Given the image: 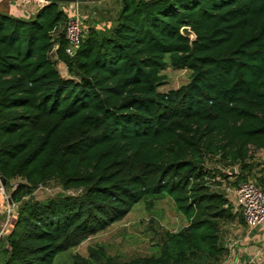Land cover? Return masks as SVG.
I'll list each match as a JSON object with an SVG mask.
<instances>
[{
	"label": "trees",
	"instance_id": "1",
	"mask_svg": "<svg viewBox=\"0 0 264 264\" xmlns=\"http://www.w3.org/2000/svg\"><path fill=\"white\" fill-rule=\"evenodd\" d=\"M67 19L58 0L30 19L0 13V173L8 190L19 180L0 264H55L166 198L187 227L164 235L159 256L121 264H220L222 229L239 217L216 179L264 186L253 157L264 153V0H123L114 25L89 29L75 56L65 31L54 36ZM57 44L71 78L51 57ZM168 66L191 79L162 93ZM57 181L78 194L27 200Z\"/></svg>",
	"mask_w": 264,
	"mask_h": 264
},
{
	"label": "rangeland",
	"instance_id": "2",
	"mask_svg": "<svg viewBox=\"0 0 264 264\" xmlns=\"http://www.w3.org/2000/svg\"><path fill=\"white\" fill-rule=\"evenodd\" d=\"M44 2L47 3L46 0ZM105 5H98V8H95L98 13L92 11L91 15H97L96 20L91 19V17L87 18L90 16L89 13H87L83 7L80 8V13L84 20L82 21V25L84 23L86 28L90 30L101 29L107 31V29L111 28L118 16V9L121 6V0L108 1ZM98 26L100 28H98ZM64 31L65 25L59 30V32L64 33ZM57 35L59 34H54L55 38H57ZM51 57L54 59V51L52 52ZM59 71L64 74L65 78H67V71L65 69H60ZM163 74L166 75L167 79L165 84L160 88L162 93L178 89L188 84L191 79V71L187 69H177L171 66H168L163 71ZM253 157L256 163L264 162L263 152H254ZM207 166L212 168L218 167V169L225 174L230 173L219 166L212 165V163L207 164ZM235 171V173L239 172L238 167ZM256 178V176H251L247 181H254L264 189V186L256 181ZM18 182L19 180L11 182L9 187L10 193L12 192V188L15 187ZM233 183H235L234 179L224 181L219 175L214 184L217 189L227 195L232 204L233 210L238 211L235 204V190L238 188L239 184L243 182L237 184ZM76 194H78L76 190L67 189L62 181H57L39 187L33 195L27 197V200L46 202L60 196H73ZM0 199L1 202L3 201L0 203V210H2L1 207L3 206V212L1 211L0 213V216H3L0 221L1 232L7 223L9 213L7 199L5 197H0ZM237 214L239 215L240 213L237 212ZM14 221L15 220H13V222ZM187 225L188 222L177 211L175 204L171 199L166 198L161 200L144 201L136 206L123 220L115 223L104 231L90 236L78 247L60 254L56 259L55 264H75L77 257H82L85 260L91 261L93 264H121L139 257L159 256L162 249L164 235L167 232H178L187 227ZM243 225L244 221L242 217H240L238 221L226 223L224 225L222 229V241L226 247L227 253L220 264L262 263L261 260L251 259V256L247 254V247L242 245L241 240H243V237L241 239L242 235L238 232V228ZM6 248V243L0 245V263L4 261L5 255L3 252ZM97 251L103 253L104 259L98 260L93 258L92 253H96Z\"/></svg>",
	"mask_w": 264,
	"mask_h": 264
},
{
	"label": "built area",
	"instance_id": "3",
	"mask_svg": "<svg viewBox=\"0 0 264 264\" xmlns=\"http://www.w3.org/2000/svg\"><path fill=\"white\" fill-rule=\"evenodd\" d=\"M72 13L69 17L67 25L65 27V38L68 43L66 48V53L69 56H75L81 47L84 39L89 33V29L82 25V15L80 13L79 2L76 1L75 4L69 6L68 10L65 11L66 14ZM89 18V16L87 17ZM96 20L97 15L92 17ZM57 45L54 48V53L56 52ZM42 187V186H41ZM0 197H5L7 199V194L0 182ZM235 204L242 214L246 226L250 231H253L259 227L264 226V189H262L254 181H246L239 184L238 188L235 190ZM8 213H9V204ZM4 229L0 232V236Z\"/></svg>",
	"mask_w": 264,
	"mask_h": 264
},
{
	"label": "crops",
	"instance_id": "4",
	"mask_svg": "<svg viewBox=\"0 0 264 264\" xmlns=\"http://www.w3.org/2000/svg\"><path fill=\"white\" fill-rule=\"evenodd\" d=\"M44 1L45 0H0V13L9 15V16L14 17V18L30 19L36 15L37 11L44 4H46ZM76 1L79 2L80 8L83 7L87 11V13H89V15H90L89 17H91V19H92V17H94L95 15H93V14L91 15V13H92V11L97 12L95 8L98 5L103 6L106 3H108V1L111 2L113 0H58L60 6L62 7V9L64 11H67L69 6L72 4H75ZM122 4H123V0H121V6L118 9V13L122 9ZM105 6H107V5H105ZM67 16H68V19L65 23V27L67 25L69 17L72 16V13L69 12L67 14ZM98 28H100V27L98 26ZM59 30L56 32L57 34L60 33ZM57 38H58V35H57ZM57 47H59L58 44H57ZM57 47H56V49H57ZM54 60L57 61L58 70L65 69L67 71V78L68 77L71 78V76L68 73V69H67L66 64L58 58V55L56 52H55ZM62 76L65 78L64 74H62ZM2 202L0 199V203H2ZM1 209L2 210H0V213H1V211L3 212V206L1 207ZM237 212H239V210ZM240 214L238 215L239 218H237L236 221H238L240 219V217L243 218L242 214H241V216H240ZM14 216H15V213H14ZM2 217L0 216V221H1ZM13 220H15V217ZM243 221H244V219H243ZM238 232L242 235L241 239L243 237V240H241L242 245L244 247L249 248V249L246 248V251H247V254L251 256V259L261 260V262H262L261 264H264V226L259 227L253 231H250L248 229V227L246 226L245 221H244V225L239 226Z\"/></svg>",
	"mask_w": 264,
	"mask_h": 264
},
{
	"label": "water",
	"instance_id": "5",
	"mask_svg": "<svg viewBox=\"0 0 264 264\" xmlns=\"http://www.w3.org/2000/svg\"><path fill=\"white\" fill-rule=\"evenodd\" d=\"M182 34L185 36V37H188L190 38L191 40H195L196 39V35L195 33L189 28V27H185L182 29ZM230 174H235V169H232L229 171ZM0 182L7 194V199H8V204H9V217H8V220H7V223L4 227V230L0 236V245L1 243L3 242L4 240V237L7 233V231L9 230V228L11 227L12 225V222H13V219H14V213H15V205L11 199V194L9 193V190H8V181L7 179L2 176V174L0 173Z\"/></svg>",
	"mask_w": 264,
	"mask_h": 264
}]
</instances>
